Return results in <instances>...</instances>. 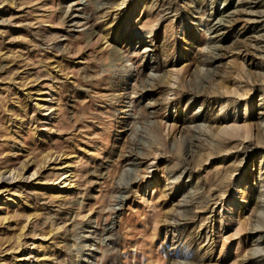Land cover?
I'll return each mask as SVG.
<instances>
[{"label":"rangeland","instance_id":"obj_1","mask_svg":"<svg viewBox=\"0 0 264 264\" xmlns=\"http://www.w3.org/2000/svg\"><path fill=\"white\" fill-rule=\"evenodd\" d=\"M0 171V264H264V0H0Z\"/></svg>","mask_w":264,"mask_h":264},{"label":"bare ground","instance_id":"obj_2","mask_svg":"<svg viewBox=\"0 0 264 264\" xmlns=\"http://www.w3.org/2000/svg\"><path fill=\"white\" fill-rule=\"evenodd\" d=\"M8 171V170H7ZM10 171V170H9ZM16 173H17V171H15ZM3 173V172H2ZM1 173V171H0V181H1V183H3V184H5V187H8L11 183L10 182H13V180L14 179H17L18 178V176L20 175L19 174V172H18V174H17V176H16V173L15 174H11L12 175V177H11V179H9V177H5L3 174ZM6 173V172H5ZM11 173H12V171H11ZM65 173H67V172H65ZM9 174V173H8ZM9 188V187H8ZM121 206V205H120ZM27 259V258H26Z\"/></svg>","mask_w":264,"mask_h":264}]
</instances>
